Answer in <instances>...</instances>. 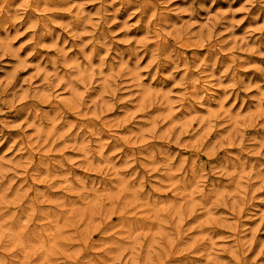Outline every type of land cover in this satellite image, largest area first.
<instances>
[{
  "label": "clouds",
  "instance_id": "1",
  "mask_svg": "<svg viewBox=\"0 0 264 264\" xmlns=\"http://www.w3.org/2000/svg\"><path fill=\"white\" fill-rule=\"evenodd\" d=\"M0 73V264H264V0H0Z\"/></svg>",
  "mask_w": 264,
  "mask_h": 264
},
{
  "label": "rangeland",
  "instance_id": "2",
  "mask_svg": "<svg viewBox=\"0 0 264 264\" xmlns=\"http://www.w3.org/2000/svg\"><path fill=\"white\" fill-rule=\"evenodd\" d=\"M238 2H239V0H238ZM221 8L223 9V6H221ZM55 14L58 15V16H66L67 15L66 12H57ZM257 59L259 60L260 58H257ZM31 72H32L31 69H29L28 72H20L19 75L15 79L19 80L20 77H24L25 81H27L30 78V73ZM0 75H3V74L0 73ZM9 83L12 84L13 81L10 80ZM57 87H59V85ZM9 155H11V153H9ZM13 187H15V185ZM9 195L18 196L19 193H11L10 192ZM261 195H264V193H261ZM189 220H191V217L189 218ZM181 223L182 224L184 223L183 219L181 220ZM249 223L252 224V225H256L255 221H249ZM165 226H167V225H165ZM189 231L190 232H194L195 231V225H193L192 228L189 229ZM220 231L222 233H226L227 230L226 229H220ZM260 237L264 238V232L260 233ZM225 247H226L225 244H223V243L219 244L218 248H217V255L209 254L207 256V260L205 261V264H219V260L225 259V258H229V257H227V254L223 251ZM193 250H195V249H193ZM256 252H257V249L254 247L253 248V253H250V255L254 254Z\"/></svg>",
  "mask_w": 264,
  "mask_h": 264
}]
</instances>
